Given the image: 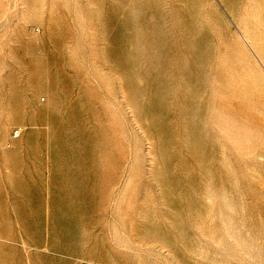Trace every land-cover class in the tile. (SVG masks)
Masks as SVG:
<instances>
[{
	"label": "rangeland",
	"instance_id": "obj_1",
	"mask_svg": "<svg viewBox=\"0 0 264 264\" xmlns=\"http://www.w3.org/2000/svg\"><path fill=\"white\" fill-rule=\"evenodd\" d=\"M0 264H264V0H0Z\"/></svg>",
	"mask_w": 264,
	"mask_h": 264
},
{
	"label": "built area",
	"instance_id": "obj_2",
	"mask_svg": "<svg viewBox=\"0 0 264 264\" xmlns=\"http://www.w3.org/2000/svg\"><path fill=\"white\" fill-rule=\"evenodd\" d=\"M16 134H18V131H17V133Z\"/></svg>",
	"mask_w": 264,
	"mask_h": 264
}]
</instances>
